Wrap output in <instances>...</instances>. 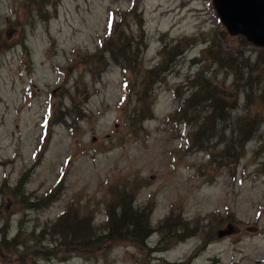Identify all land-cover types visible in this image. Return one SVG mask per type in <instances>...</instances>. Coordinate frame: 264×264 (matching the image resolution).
<instances>
[{"label": "rangeland", "instance_id": "rangeland-1", "mask_svg": "<svg viewBox=\"0 0 264 264\" xmlns=\"http://www.w3.org/2000/svg\"><path fill=\"white\" fill-rule=\"evenodd\" d=\"M218 23L212 0H0V264H264V121L232 162L227 127L186 150L198 121L167 118L199 73L237 93L233 120L263 112L264 48ZM118 33L143 37L144 70L182 41L145 100L140 80L118 104L124 75L106 51ZM121 194L150 207L143 241L107 220ZM71 199L93 248L67 255L49 228ZM175 229L187 233L173 243Z\"/></svg>", "mask_w": 264, "mask_h": 264}, {"label": "trees", "instance_id": "trees-1", "mask_svg": "<svg viewBox=\"0 0 264 264\" xmlns=\"http://www.w3.org/2000/svg\"><path fill=\"white\" fill-rule=\"evenodd\" d=\"M135 5L136 3L134 6ZM111 34L112 31L107 36L106 40L102 41L101 47L109 41L112 37ZM141 38L143 37L140 36L139 40L134 38L130 39L124 34L121 35L118 33L116 40L111 39L108 43L109 47L107 46L108 48L106 51L109 55L107 57V61L109 59L118 63L119 66H121L124 75L122 79L123 94L121 96V100L118 102L120 105L125 101H129L136 83L139 84L140 80V89L136 92V95L137 97L138 94H140V97L146 95L148 90L152 89V85L155 81H157L159 77H161V75L168 70L166 66L167 63L173 61L181 51L182 41H179L177 44L165 42L160 50V53L163 55V60L158 65L144 70L141 67L140 49L145 47V44ZM190 41L192 40L185 41L184 45L191 43ZM193 81L195 92L191 93L189 97L182 99L178 108L167 118L180 121L186 126H190L192 119L198 121L196 131L193 133L190 132V134L185 137L186 144L184 147L186 150H189L194 145L199 146V149H201L200 147H203L207 141H210L214 137L217 128L219 130L221 127H227L225 131L229 130L230 139L226 140L224 148L219 152V155L222 156L224 153L226 157L231 158L232 162H235L237 155L239 154L236 151V147L238 146V148H243L245 143L251 140V137L257 131L258 126L264 121V95H257L258 100L263 104L262 113H253L252 111L248 112L247 109L245 115L233 120L231 117V109L235 105L236 101L235 97L237 93H235V91L224 90L221 87L222 84L221 86L211 84V81L205 79L202 73H199ZM173 93L177 97V90H174ZM246 96L247 101L245 107L249 108L251 107L248 103L250 94H246ZM145 98H147V96L141 97L140 100H145ZM202 102H205V114L202 116L200 115L198 118H196L195 115L191 117L194 112L198 111V106L201 105ZM149 109V104L144 102V109L142 111H148ZM78 110L82 113L80 108ZM62 111L63 108L61 107L58 119L63 117V115L68 112ZM247 114L251 115L245 117ZM130 118L133 120L134 116ZM143 118L144 116L140 114V119ZM45 120L48 121V118L46 117ZM204 148L206 149V147ZM208 155L210 160H212L213 156L209 153ZM58 184H56V186H54L47 194L53 192ZM53 197V195L46 196L44 201L40 200L39 203L42 206H45L49 200L51 201L53 199ZM117 201H119V203L117 205H113L112 209L109 207L106 212L107 220L109 218L112 220L114 232L118 233L119 231H122V234L130 233L132 235H136L143 241L146 237L145 234H148L151 230V228L146 224L148 217L147 210L150 209V207H134L130 202H127L123 194L117 197ZM73 204L74 200H69L67 206L57 216V219L51 223L49 229L53 230L55 234H61L65 241L63 244L58 239L54 240L52 243L54 245L53 249L50 251H53L58 245L66 247L67 255H69L74 249L86 251L89 248H93L86 242V239L91 237L93 233L92 226L88 225L89 216L80 215L76 208L73 207ZM31 206L33 205L31 204ZM175 220L176 218L166 220L164 227H170L171 223ZM111 225L112 224L110 223L109 226L111 227ZM182 225L183 224L180 223L179 227H182ZM143 231L145 232L143 233ZM173 233L177 237L174 239V243L181 240L187 232L184 230L179 232L175 229L173 230Z\"/></svg>", "mask_w": 264, "mask_h": 264}, {"label": "water", "instance_id": "water-1", "mask_svg": "<svg viewBox=\"0 0 264 264\" xmlns=\"http://www.w3.org/2000/svg\"><path fill=\"white\" fill-rule=\"evenodd\" d=\"M212 5L230 35H243L249 42L264 48V0H212Z\"/></svg>", "mask_w": 264, "mask_h": 264}]
</instances>
